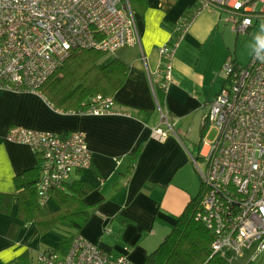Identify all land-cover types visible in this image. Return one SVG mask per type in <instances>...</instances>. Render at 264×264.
I'll return each mask as SVG.
<instances>
[{"label": "crops", "instance_id": "0c3cea01", "mask_svg": "<svg viewBox=\"0 0 264 264\" xmlns=\"http://www.w3.org/2000/svg\"><path fill=\"white\" fill-rule=\"evenodd\" d=\"M196 7L198 0L134 1L139 42L114 54L130 65L125 82L112 94L114 111L62 110L39 91L0 88V191L15 192L14 175L39 163L26 143L6 137L11 125L84 131L92 162L73 175L91 186L84 200L93 210L83 228L111 254L123 253L129 256L128 264H141L192 197L185 170L196 149L194 123L205 125L206 111L198 117L201 108L210 105L226 82L222 67L228 59L212 49L214 40H209L223 9L208 6L196 12ZM186 16L190 25L176 48L172 80L164 90L159 47ZM158 126L167 130L166 137L153 134ZM137 148L134 162L131 154ZM207 149V143L198 149L203 163ZM193 161L202 168L196 158ZM45 204L52 210L58 206L51 196ZM16 207L14 197L12 212H0V259L8 261L28 251L27 261L12 264H37L38 250L56 247L60 236L52 231L35 233L33 222L22 221L17 237L9 238L6 231ZM238 264H264V250L254 260Z\"/></svg>", "mask_w": 264, "mask_h": 264}, {"label": "built area", "instance_id": "2783aa9c", "mask_svg": "<svg viewBox=\"0 0 264 264\" xmlns=\"http://www.w3.org/2000/svg\"><path fill=\"white\" fill-rule=\"evenodd\" d=\"M262 5L258 7V3ZM216 6L232 13L237 30L252 17L264 19V0H198L196 12ZM175 23L172 40L159 47L161 79L172 80L176 48L190 25ZM264 38V35L263 37ZM139 42L129 0H0V88L39 91V85L76 47L114 52ZM264 48L247 65L223 64L226 82L205 113V125L218 130L207 143L205 169L199 167L204 192L195 218L213 235L212 253L235 261H252L264 250ZM112 94L93 97L85 111H114ZM164 137L166 129H156ZM154 133V131H153ZM6 137L26 143L41 158L37 191L46 203L51 187L73 178L92 162L82 130L55 132L13 125ZM126 254L113 255L98 237L82 228L68 250L40 248L37 264H128Z\"/></svg>", "mask_w": 264, "mask_h": 264}, {"label": "trees", "instance_id": "16d2710c", "mask_svg": "<svg viewBox=\"0 0 264 264\" xmlns=\"http://www.w3.org/2000/svg\"><path fill=\"white\" fill-rule=\"evenodd\" d=\"M134 1L138 0H132V7ZM105 53L107 51L92 47L72 49L39 85V92L56 108L85 111L92 103L93 97L115 93L128 76L129 63L118 55L103 58ZM139 153L140 148L132 152V161L136 162ZM35 154L39 163L14 175L16 191H0L2 213L12 212L13 198L17 197L15 219L10 221L6 235L15 239L22 221L33 222L35 233L52 231L60 236L57 247L42 248L65 253L92 213L93 206L84 200L91 186L82 179L70 178L59 186L51 187L48 197L51 196L58 206L50 209L41 201L37 191L41 176V158ZM194 201L192 197L188 200L184 209L176 215L170 231L146 254L141 264H227L225 257L212 253L211 229L202 220L195 218L200 201ZM28 257L29 252L24 251L8 261L0 259V264L25 262Z\"/></svg>", "mask_w": 264, "mask_h": 264}, {"label": "rangeland", "instance_id": "374dc122", "mask_svg": "<svg viewBox=\"0 0 264 264\" xmlns=\"http://www.w3.org/2000/svg\"><path fill=\"white\" fill-rule=\"evenodd\" d=\"M131 2H132V0L130 1V6H131V10H132L133 7H132ZM261 5H262V2H259L258 7ZM222 11L223 12H221V15L219 16L218 22L216 23V27H215L216 33L209 36L210 41L214 40V47H212V49L215 48L216 49L215 51H218L221 55H225L226 60L228 59V60L232 61V59H235L234 62L238 63V65H242V66L247 65L249 63L251 57L253 56V54L257 50V48L260 46L259 41L264 35V28H262V25H264V19L263 18H256L253 16L252 17L253 22L248 29L237 30L232 13L227 11V10H222ZM132 13H133V10H132ZM133 16H134V14H133ZM172 34H173V32H172ZM119 50L120 49H118L116 51L118 52ZM116 51L105 53V56L103 58L114 56ZM159 70L161 71L160 65H159ZM222 75L224 76L223 67H222ZM208 109H209V105H206V107L204 109L201 108V112H200V115L198 117L201 119L202 113H204L205 111L207 112ZM200 123H201V121L194 123V127H193L194 128V131H193L194 140H193V143H194V146L196 147V149L193 152L194 153L193 159L192 158L190 159L189 165L186 166L187 168L185 170V176L188 178L187 185L189 186V188L192 191V198H194L195 203H198L200 201V199L202 198V195L204 192V184L201 180L200 171H199L198 167L196 166V163H194L195 161H193V160H194V158H196L197 163L199 165H201L202 168H204V169L206 168L205 163H203V160L200 159V157H198L199 146L203 144V141H202L203 138H206L209 141H213V140H215L217 133H218V130L216 129L215 126L207 124L205 127H203ZM159 127L164 129L162 126L156 127L154 129V133H153L155 136L159 135V132L156 131V129H158ZM166 135H167V133H166ZM166 135L164 137H166ZM157 137L158 138H164V137H159V136H157ZM207 151H208V149H207ZM207 151H206V153H207ZM170 229H169V231H170ZM43 247H46V246H43ZM239 261L240 260L235 261L234 264H238Z\"/></svg>", "mask_w": 264, "mask_h": 264}, {"label": "clouds", "instance_id": "9594fccd", "mask_svg": "<svg viewBox=\"0 0 264 264\" xmlns=\"http://www.w3.org/2000/svg\"><path fill=\"white\" fill-rule=\"evenodd\" d=\"M262 28H264V25H262ZM259 42H260V47L264 48V38H261ZM257 55H258L259 59L264 61V55H260L259 51L257 52Z\"/></svg>", "mask_w": 264, "mask_h": 264}]
</instances>
